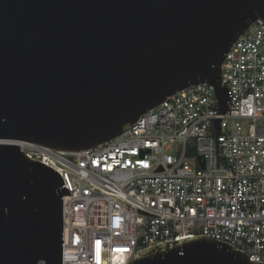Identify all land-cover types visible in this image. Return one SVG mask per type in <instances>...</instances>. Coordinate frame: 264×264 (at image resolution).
Returning <instances> with one entry per match:
<instances>
[{
  "label": "water",
  "instance_id": "obj_1",
  "mask_svg": "<svg viewBox=\"0 0 264 264\" xmlns=\"http://www.w3.org/2000/svg\"><path fill=\"white\" fill-rule=\"evenodd\" d=\"M264 0H0V264H62L59 174L20 143L93 149L168 97L206 83L219 116L221 65ZM127 264H264L207 237L163 243Z\"/></svg>",
  "mask_w": 264,
  "mask_h": 264
},
{
  "label": "built area",
  "instance_id": "obj_2",
  "mask_svg": "<svg viewBox=\"0 0 264 264\" xmlns=\"http://www.w3.org/2000/svg\"><path fill=\"white\" fill-rule=\"evenodd\" d=\"M227 111L197 84L93 149L21 152L59 174L62 264H127L151 247L207 237L264 263V19L225 54Z\"/></svg>",
  "mask_w": 264,
  "mask_h": 264
}]
</instances>
